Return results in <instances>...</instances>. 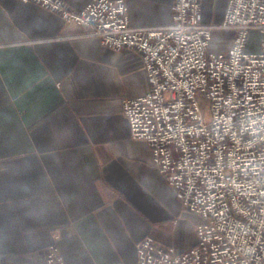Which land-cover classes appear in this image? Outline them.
<instances>
[{"label":"crops","instance_id":"crops-1","mask_svg":"<svg viewBox=\"0 0 264 264\" xmlns=\"http://www.w3.org/2000/svg\"><path fill=\"white\" fill-rule=\"evenodd\" d=\"M92 1L66 0L79 11ZM228 1L203 0L204 24L219 25ZM126 2L135 27L174 22V0ZM234 36L214 30L209 51L228 52ZM260 42L251 33L247 51ZM149 91L136 52L0 0V264H53L55 244L65 264H138L145 237L179 252L197 245L203 219L183 210L124 115Z\"/></svg>","mask_w":264,"mask_h":264},{"label":"built area","instance_id":"built-area-1","mask_svg":"<svg viewBox=\"0 0 264 264\" xmlns=\"http://www.w3.org/2000/svg\"><path fill=\"white\" fill-rule=\"evenodd\" d=\"M20 1L143 59L150 91L124 103L131 137L150 146L183 210L203 223L187 252L143 238L138 264H264V0H229L219 25L204 24L203 0H174L166 27L133 26L126 0L80 11L66 0ZM216 29L235 33L226 53L209 51ZM253 32L258 52L247 51ZM48 261L65 264L57 244Z\"/></svg>","mask_w":264,"mask_h":264}]
</instances>
